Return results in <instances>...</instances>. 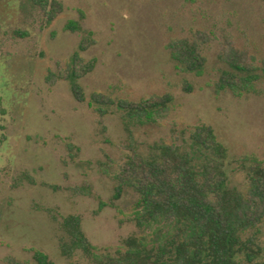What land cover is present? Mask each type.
<instances>
[{"label": "rangeland", "instance_id": "obj_1", "mask_svg": "<svg viewBox=\"0 0 264 264\" xmlns=\"http://www.w3.org/2000/svg\"><path fill=\"white\" fill-rule=\"evenodd\" d=\"M57 1L62 10L48 21L41 0H0V264H10L9 257L31 262L33 249L55 264H90L80 252L60 253L58 221L68 214L80 216L98 247L116 248L138 233L137 194L125 186L113 199L115 175L132 146L146 153L206 123L228 150L230 185L245 181L235 159L253 154L264 161V75L255 92L217 93L214 81L224 67L218 42L206 47L198 73L180 69L166 49L190 30L224 29L261 65L264 0ZM69 20H78L80 30L66 29ZM87 31L94 42L80 55L95 65L79 80V101L67 80L49 77L63 71ZM165 92L173 95L170 115L129 131L114 105L92 98L138 100ZM98 106L108 109L102 117ZM258 229L264 260V219Z\"/></svg>", "mask_w": 264, "mask_h": 264}, {"label": "trees", "instance_id": "obj_2", "mask_svg": "<svg viewBox=\"0 0 264 264\" xmlns=\"http://www.w3.org/2000/svg\"><path fill=\"white\" fill-rule=\"evenodd\" d=\"M41 2L49 7L48 21L62 10L57 0ZM65 28L80 30L79 21L69 20ZM221 32L190 30L169 40L166 49L180 69L198 73L207 61L206 47L218 42L217 56L224 67L214 90L237 96L255 92L264 75V59L258 65L252 55L236 46L231 35L224 29ZM93 42L92 32L87 31L63 71L49 77L52 82L54 78L67 80L79 101L84 100L79 80L95 65L94 58L84 61L80 52ZM92 98L101 105H114L127 131L130 126L162 121L174 110L170 92L138 100H114L100 93ZM96 111L102 117L108 109L98 106ZM177 139L156 142L146 153L132 146L115 175L114 200L125 186L137 194L132 221L139 232L123 238L116 248L98 247L83 231L80 216L68 214L58 221L62 256L70 258L80 252L90 264H264L256 243L264 219V161L253 154L235 159L245 181L233 186L226 170L228 150L210 124L184 128ZM7 261L55 264L38 249H33L31 262L10 257Z\"/></svg>", "mask_w": 264, "mask_h": 264}]
</instances>
